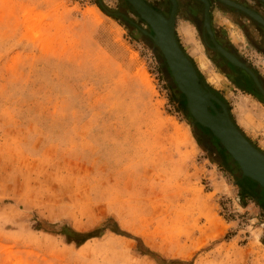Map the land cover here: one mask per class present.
Returning a JSON list of instances; mask_svg holds the SVG:
<instances>
[{
  "label": "rangeland",
  "instance_id": "obj_1",
  "mask_svg": "<svg viewBox=\"0 0 264 264\" xmlns=\"http://www.w3.org/2000/svg\"><path fill=\"white\" fill-rule=\"evenodd\" d=\"M140 29L152 34L125 0H0V264H157L114 222L166 262L264 264V193L206 153ZM237 33L264 79V56ZM174 34L264 153V103L214 64L193 23ZM105 225L78 248L59 234Z\"/></svg>",
  "mask_w": 264,
  "mask_h": 264
},
{
  "label": "water",
  "instance_id": "obj_2",
  "mask_svg": "<svg viewBox=\"0 0 264 264\" xmlns=\"http://www.w3.org/2000/svg\"><path fill=\"white\" fill-rule=\"evenodd\" d=\"M126 1L150 28L152 34L143 29H140V31L149 37L153 47L162 55L166 69H168L176 87L184 96L185 108L194 123L206 128L212 141L220 145L218 147L219 154L230 166L231 173L238 179H249L256 184L259 191L264 193V154L239 131L230 117L227 105L203 86L193 64L177 43L174 34L175 2L171 0L172 11L167 18L144 0ZM199 1L203 2L205 6V24L208 17V2L206 0ZM247 12L251 14L249 11ZM251 15L264 26L263 20L253 14ZM206 30L212 39L208 25ZM213 43L214 49L227 62L244 70L250 76L260 96L264 99V90L254 73L214 41Z\"/></svg>",
  "mask_w": 264,
  "mask_h": 264
},
{
  "label": "flooded vegetation",
  "instance_id": "obj_3",
  "mask_svg": "<svg viewBox=\"0 0 264 264\" xmlns=\"http://www.w3.org/2000/svg\"><path fill=\"white\" fill-rule=\"evenodd\" d=\"M144 1L167 18L172 11L171 0H157V3H152L149 0ZM206 1L208 2V17L206 23L204 24L205 6L203 2L199 0H174L175 24L179 18H183L193 23L201 36L202 44L205 46L206 51L209 53V57L214 64H216L218 68L222 70V72L232 82H234V84H239L242 88H244V90H248L249 95H254L256 98L264 101L250 76L244 70L227 62V60L214 49L213 43L214 41L229 54L233 55L240 62L245 64V66H247L254 73L264 89L263 77L256 71L250 62L252 60V55L249 54L245 46H239L233 37V35L238 32L237 35H240L244 43L246 42V44L252 48L254 52L264 56V26L251 15L253 14L264 21V0H227L230 4L222 3L219 0ZM215 12L222 14L223 19L230 23V25L228 26V24L223 23L216 26ZM207 25L211 31L213 41L206 30ZM183 51L185 52L184 49ZM192 62L198 73L200 82L203 84L198 68L193 60ZM209 91H211L219 100L223 102V99L218 96L217 93L211 89H209ZM178 94L180 95V93ZM194 126H196L194 132L198 140H200L202 144L207 145L210 150H212L214 145V149L217 151L219 146L217 147L216 145L218 143H212L211 137L206 135L207 130L202 129L198 124H195ZM212 154L214 155V153ZM217 156H220V154L217 153Z\"/></svg>",
  "mask_w": 264,
  "mask_h": 264
},
{
  "label": "trees",
  "instance_id": "obj_4",
  "mask_svg": "<svg viewBox=\"0 0 264 264\" xmlns=\"http://www.w3.org/2000/svg\"><path fill=\"white\" fill-rule=\"evenodd\" d=\"M95 5L104 13V9L96 2ZM177 40V39H176ZM177 43L179 44L178 40ZM180 46V45H179ZM180 48L182 49V47L180 46ZM183 51V49H182ZM184 52V51H183ZM189 58V57H188ZM189 60L191 61V63L193 64L192 60L189 58ZM194 66V64H193ZM209 90V89H208ZM262 102L264 103V101L262 100ZM234 123V122H233ZM235 124V123H234ZM238 128V127H237ZM240 131V130H239ZM199 141V140H198ZM200 145L201 142L199 141ZM219 145V144H218ZM202 146V145H201ZM220 146V145H219ZM212 160H215L219 163H223V160L221 159H214L212 157ZM114 226H112V228H110V230L120 236L132 239L136 242V249L137 251L141 254V255H145L150 257L151 259H153L157 264H184V262L182 261H178V260H171V261H165L164 259H162L158 254L154 253L153 251H151L150 249H148L142 242V240L138 237H134L124 231H121L117 224L114 222L113 223ZM41 224L38 223L36 225V229L40 230ZM109 225V224H108ZM109 228V226L107 227L106 225L100 229H96L94 231H90V232H78L75 231L74 229H72L69 226H62L60 228L59 234L64 238V241L66 244H73L75 247H80L81 245H83L87 240L94 238L96 236H100L102 234V232L105 229Z\"/></svg>",
  "mask_w": 264,
  "mask_h": 264
},
{
  "label": "crops",
  "instance_id": "obj_5",
  "mask_svg": "<svg viewBox=\"0 0 264 264\" xmlns=\"http://www.w3.org/2000/svg\"><path fill=\"white\" fill-rule=\"evenodd\" d=\"M222 24V23H221ZM187 56H188V54L186 53V52H184ZM236 124V123H235ZM237 125V124H236ZM237 127H238V125H237ZM238 129L240 130V132L243 134V136L251 143V144H253L249 139H248V137L244 134V132H243V130L240 128V127H238ZM201 145H202V147L205 149V151H206V153H208L209 154V156L212 158H214V156H213V152H212V150H210L209 148H208V146L207 145H205V144H202L201 143ZM254 146V145H253ZM214 159H216V158H214Z\"/></svg>",
  "mask_w": 264,
  "mask_h": 264
},
{
  "label": "bare ground",
  "instance_id": "obj_6",
  "mask_svg": "<svg viewBox=\"0 0 264 264\" xmlns=\"http://www.w3.org/2000/svg\"><path fill=\"white\" fill-rule=\"evenodd\" d=\"M126 1V0H125ZM174 1V0H173ZM220 2H222V3H226V4H230V3H228V1L227 0H219ZM127 2V1H126ZM127 4L129 5V3L127 2ZM174 25H175V20H174ZM162 56V55H161ZM163 62H164V60H163ZM165 64V63H164ZM166 66V65H165ZM195 68V67H194ZM196 70V69H195ZM167 72H168V69H167ZM196 73H197V71H196ZM168 74H169V72H168ZM169 76H170V74H169ZM199 78V77H198ZM170 79H171V81L173 82V84H174V86L176 87V85H175V83H174V81H173V79L171 78V76H170ZM258 82H259V80H258ZM260 83V82H259ZM261 85V84H260ZM204 86V85H203ZM205 87V86H204ZM262 87V86H261ZM206 88V87H205ZM176 89L178 90V88L176 87ZM207 89V88H206ZM262 89H263V87H262ZM208 90V89H207ZM264 90V89H263ZM179 91V90H178ZM209 91V90H208ZM180 92V91H179ZM181 93V92H180ZM182 94V93H181ZM183 95V94H182ZM204 128V127H203ZM259 150V149H258ZM260 151V150H259ZM261 152V151H260ZM264 154V153H263Z\"/></svg>",
  "mask_w": 264,
  "mask_h": 264
}]
</instances>
